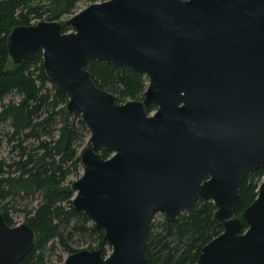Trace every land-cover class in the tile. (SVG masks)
<instances>
[{"label": "water", "instance_id": "1", "mask_svg": "<svg viewBox=\"0 0 264 264\" xmlns=\"http://www.w3.org/2000/svg\"><path fill=\"white\" fill-rule=\"evenodd\" d=\"M6 46L14 64L42 51L46 76L89 131L71 204L111 251L82 248L63 264H144L153 214L172 220L198 199L214 203L222 231L193 264H264V180L234 214L241 181L264 168V0L95 1L11 26ZM96 59L143 74L141 98L119 103L97 86L85 68ZM35 238L0 212V264H15Z\"/></svg>", "mask_w": 264, "mask_h": 264}, {"label": "trees", "instance_id": "2", "mask_svg": "<svg viewBox=\"0 0 264 264\" xmlns=\"http://www.w3.org/2000/svg\"><path fill=\"white\" fill-rule=\"evenodd\" d=\"M79 1L0 0V145L5 139L12 152L9 158L0 157V212L14 225L11 210L23 211L24 222L36 234L32 249L15 264H53L51 255L57 247L69 254L79 250L71 244L82 237H89L103 256L109 246L102 229L73 208L71 183H64L71 173L80 176L83 168L79 151L89 136L86 124L80 114L66 110L67 96L46 76L41 50L14 64L6 46L11 26L62 20L78 11ZM85 68L96 85L113 93L119 103L141 98L147 86L143 74L111 61L90 60ZM100 151L103 157L110 155ZM261 178L263 167L245 175L240 183L242 202L234 214L240 216L255 198ZM24 199L28 202L21 203ZM215 208L211 200L198 199L172 220L164 214L155 219L153 214L145 237L144 264H193L200 248L222 231L214 219ZM246 226L243 223L242 230ZM58 257L63 264L64 258Z\"/></svg>", "mask_w": 264, "mask_h": 264}, {"label": "rangeland", "instance_id": "3", "mask_svg": "<svg viewBox=\"0 0 264 264\" xmlns=\"http://www.w3.org/2000/svg\"><path fill=\"white\" fill-rule=\"evenodd\" d=\"M86 5H88L86 0H80L79 3H78V7H79L78 10L84 8ZM7 98L8 97H6L5 100ZM3 127H4V125H3ZM0 128H2L1 125H0ZM0 137H1V135H0ZM11 155H12V152H10L9 144L6 143L5 139L2 140L1 145H0V157H8L9 158ZM81 173H82V170H81ZM81 173H80V175H81ZM78 177L79 176H75L74 173H71L70 175H68L66 177L64 183H69L70 184V183H72L73 180H75ZM262 179L263 178H261L260 181ZM27 202H28V200L24 199V200H22L21 203H27ZM35 203H36V200L33 199L32 200V204H35ZM162 214H164V213L160 212V211H157V212L154 213V218L158 219V218H160L162 216ZM10 215H11L13 221H15L16 223L24 222V212L23 211H21V210H11ZM89 244H92V247H94L95 243L92 242L89 239V237H87V238L82 237V238H80V240H78V242H74L71 245L74 248L81 249V248H87ZM110 251H111V248H110V246H108L107 247V254ZM67 255H68V253L65 250H62V248L59 246V247H57V250L55 251V253L53 255H51V262L53 264H59V257L58 256L65 258Z\"/></svg>", "mask_w": 264, "mask_h": 264}, {"label": "flooded vegetation", "instance_id": "4", "mask_svg": "<svg viewBox=\"0 0 264 264\" xmlns=\"http://www.w3.org/2000/svg\"><path fill=\"white\" fill-rule=\"evenodd\" d=\"M153 109H154V107H153Z\"/></svg>", "mask_w": 264, "mask_h": 264}]
</instances>
